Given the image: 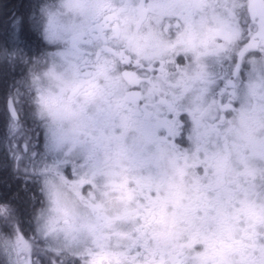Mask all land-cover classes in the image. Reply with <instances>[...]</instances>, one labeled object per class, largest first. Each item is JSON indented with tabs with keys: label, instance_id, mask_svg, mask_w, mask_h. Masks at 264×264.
<instances>
[{
	"label": "snow or ice",
	"instance_id": "1",
	"mask_svg": "<svg viewBox=\"0 0 264 264\" xmlns=\"http://www.w3.org/2000/svg\"><path fill=\"white\" fill-rule=\"evenodd\" d=\"M26 27L20 18L12 23L20 34ZM141 30L152 40L149 57L137 47ZM35 33L59 54L49 58L42 49L31 57L25 97H13V108L34 106L52 146L75 149L87 163L71 178L59 165L37 172L41 196L26 210L0 194L7 264H264V144L251 156L246 144L250 122L264 131V0H45ZM101 55L131 81L123 110L137 117L138 131L108 109L89 112L96 73L86 69ZM163 79L187 97L140 107L142 93ZM185 108L187 148L178 143ZM126 134L139 138L133 147L145 161L164 146L176 166L118 174L111 156ZM233 149L239 159L229 166ZM117 195L131 208L105 214Z\"/></svg>",
	"mask_w": 264,
	"mask_h": 264
},
{
	"label": "flooded vegetation",
	"instance_id": "2",
	"mask_svg": "<svg viewBox=\"0 0 264 264\" xmlns=\"http://www.w3.org/2000/svg\"><path fill=\"white\" fill-rule=\"evenodd\" d=\"M34 25L38 24L39 16L36 15L31 18ZM149 31L153 34L158 32V29L153 28L151 24H147ZM128 31L135 33L136 28L130 24ZM140 35L142 39L138 42L139 53L144 57H149L153 54L152 40L148 36V32L141 30ZM50 51H47V56L54 57L59 54V47L56 45H49ZM86 70L96 73L95 87L93 89V95L89 98L88 108L90 114H94L102 109H108L110 113L126 116L129 129L139 130L138 119L135 115H129L124 112V108L129 107L125 104V101L130 99L131 92L129 83H125L121 79L120 74L116 71V64L114 60L108 57L100 56L99 62H93ZM244 75V73H241ZM172 81L163 79L155 82L153 89L142 93L141 100L144 105H162L171 104L172 97H177V103L182 102L188 95L187 92L178 94L173 88L170 87ZM107 93L106 95H100V93ZM20 104L23 107V112L20 111ZM18 112V119L14 122L19 124L20 131V146L16 142H13L12 146L19 148L21 154L20 168L23 169L22 180L25 186V193L20 196L21 209L26 210L30 203H35L37 197L41 196L40 183L38 179H35V174L42 170L46 166L59 165L63 174L66 177L71 178L74 175V167L77 165H83L87 163V159L82 157L75 149L71 152L61 151L58 148L52 146V138L45 132L41 123L34 116V106L29 104L19 103V108L15 107ZM187 109L185 108L180 114V118L184 122L185 135L178 139V143L187 148L191 143V120L186 115ZM68 127H72L73 121H65ZM250 133L247 136L246 144L249 148V155L251 156L255 152H259L261 145L264 144V131L257 125L256 121L250 122ZM139 138L132 137L130 134H126L123 139L120 140L118 147L114 150L111 156V166L118 174L126 177L138 176L141 173V169L147 167L148 164L161 173H169L176 166L175 154L164 146H157L153 149L148 157L147 161L141 158L138 154V150L133 147V144L138 142ZM98 158L104 159V153L101 148L98 153ZM226 159L231 166L238 159L237 150L233 149L226 153ZM66 160H70L71 163H65ZM9 197H13L12 193L7 194ZM132 206V201L129 199L127 202L122 200L118 195L110 197L104 204L105 214H118ZM23 224L22 228L28 230L32 225L28 222L27 212H22ZM161 234L163 235L168 227L166 217H161ZM163 242V241H162ZM2 264H7V258L2 255Z\"/></svg>",
	"mask_w": 264,
	"mask_h": 264
},
{
	"label": "trees",
	"instance_id": "3",
	"mask_svg": "<svg viewBox=\"0 0 264 264\" xmlns=\"http://www.w3.org/2000/svg\"><path fill=\"white\" fill-rule=\"evenodd\" d=\"M45 0H0V194L7 196L9 192L20 203V196L25 193L22 180L23 169L18 163L20 150L12 146L9 136L11 122L7 102L13 97L21 100L25 97L23 88L31 57L42 49L50 51L35 33V25L31 18L38 15L39 7ZM17 18L27 27L23 34L12 28ZM12 53V54H9ZM16 107L19 108V103ZM20 111L23 107L20 104ZM10 142V147H9ZM2 255H0V264Z\"/></svg>",
	"mask_w": 264,
	"mask_h": 264
},
{
	"label": "rangeland",
	"instance_id": "4",
	"mask_svg": "<svg viewBox=\"0 0 264 264\" xmlns=\"http://www.w3.org/2000/svg\"><path fill=\"white\" fill-rule=\"evenodd\" d=\"M19 129V124L16 122L11 121L9 124V136L8 138L11 140L12 144L13 142H16L18 144V146L21 148L20 146V140H21V136H20V131L17 132V130ZM11 144V145H12ZM9 147H10V142H9ZM18 163L21 161V154L18 157Z\"/></svg>",
	"mask_w": 264,
	"mask_h": 264
},
{
	"label": "water",
	"instance_id": "5",
	"mask_svg": "<svg viewBox=\"0 0 264 264\" xmlns=\"http://www.w3.org/2000/svg\"><path fill=\"white\" fill-rule=\"evenodd\" d=\"M7 107H8V111H9V114H10L11 118L12 119H17L18 115H17L16 109L13 108L11 99L8 100Z\"/></svg>",
	"mask_w": 264,
	"mask_h": 264
}]
</instances>
